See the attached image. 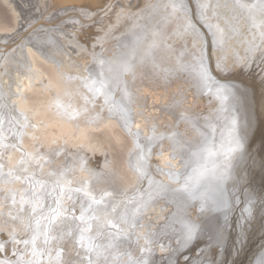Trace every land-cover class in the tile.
Wrapping results in <instances>:
<instances>
[{"label": "bare ground", "instance_id": "bare-ground-1", "mask_svg": "<svg viewBox=\"0 0 264 264\" xmlns=\"http://www.w3.org/2000/svg\"><path fill=\"white\" fill-rule=\"evenodd\" d=\"M2 1L12 10L16 25L12 31L0 27V119L4 121L0 127V163L4 165L3 172L7 173L25 160L29 172L0 179V264H17L19 258L34 256L33 245L27 244V247L23 240L31 238L35 225L32 222L31 230L27 229L21 222L24 213L19 212L20 206L13 205L7 198L9 192L29 187L23 176L31 175L34 168L36 175L49 187L57 178L65 182L62 187L66 193L63 201L66 208L71 209L73 205L67 195L76 200L85 199L82 192L75 191L77 188L97 196L102 192L114 194L118 200L125 201L130 210L138 204L133 211L136 225L121 244V257L115 259L114 264H129V255L123 254L124 247L129 244L132 259L142 256L144 260L146 256L141 250L149 253V249L150 264L168 257L161 235L155 236L154 243L146 246L144 240L139 243L138 240L151 238L158 225L152 227L150 224H162V209L166 208V201L175 196L178 182L183 184L184 192H197L202 184L186 188L184 179L203 165H221L225 157L223 148H219V138L224 118L230 116L228 111L225 112L229 107L226 100L207 95L211 85L216 83L209 77L202 81L201 64L206 73L208 68L215 78L231 83V88L237 92V107L229 105V109L240 114L242 120L244 142L240 156L253 165L250 180L257 177L259 185L255 204L250 205L247 209L251 210L247 212L243 211L241 202H236L240 192L232 194L229 211L224 206L215 207L213 195L199 196L198 201L213 213L219 210L222 214L217 228L221 239L216 241V249L228 243L232 250H223L225 257L218 264H244L250 259L253 251L264 244V39L260 35L262 29L251 26L248 14L234 10L233 0H186L189 8L183 10H187L188 15L176 10L168 20L169 29L163 34L170 40L165 48H160L158 43L150 47V39L146 41V37L138 34L134 38L135 46L144 47L140 55L142 61H146V57L152 59L156 49L162 60L155 62L154 67H143L139 71L134 89L138 99L132 97L128 89L131 100L120 101L117 93L123 88L126 92L129 70L125 72L118 68L121 54L111 58L118 50L117 43L122 42L124 49L129 47L127 40L132 31L152 26L157 16L163 21L166 7L168 10L173 8L172 4L178 0ZM194 3L199 6L201 16L198 18ZM152 7L157 16H143ZM216 26L226 30L223 37ZM206 28L213 33L211 46ZM152 33L156 41L158 35L156 31ZM100 49H104L103 59L95 54ZM90 56L94 59L92 63ZM59 64H62L59 69L54 67ZM98 65H103V69H96L100 71L102 81L94 70ZM104 69L108 70L104 72ZM205 83L208 85L206 91L203 89ZM92 85L95 89H90ZM123 110L130 111V117L133 116L135 122L132 125L130 118L122 114ZM210 131H214L217 142L211 151L218 148L219 158L211 157L213 153L205 158L203 153L206 136L202 141L201 137ZM21 133L28 137L19 144ZM121 137L128 140L124 145L127 146L122 164L112 150V144L121 148ZM186 144H193L192 149L189 150ZM56 155L60 157L57 159ZM240 156L227 167L229 180L236 172ZM195 158L200 161H194ZM232 165L234 169H231ZM187 170L188 175L185 174ZM49 173L53 175L49 176ZM177 174L180 180H177ZM16 175L21 179H16ZM228 190L223 194L224 199ZM106 199L111 201V196ZM218 201L219 205L224 202L220 198ZM194 209L192 219L200 218V212L205 214L198 205ZM78 211L77 203L75 213ZM231 224L236 226L234 234ZM72 226V220H66L63 232ZM71 234L46 244V249L42 248L45 254L39 259L40 264L58 261L56 264H59L62 258L53 252L57 247L60 252L62 249L66 262L61 264H68L69 260L75 264H88L85 263L86 253L77 249L80 246L76 242L78 236ZM197 239L198 236H193L190 242L194 245ZM210 247L211 244L194 258L203 257V264L210 262L213 252L210 256L206 254ZM75 253L84 258H74ZM187 254L184 252V256ZM92 258L95 259V255Z\"/></svg>", "mask_w": 264, "mask_h": 264}, {"label": "rangeland", "instance_id": "rangeland-1", "mask_svg": "<svg viewBox=\"0 0 264 264\" xmlns=\"http://www.w3.org/2000/svg\"><path fill=\"white\" fill-rule=\"evenodd\" d=\"M185 1L186 0H183V9L189 8L188 3H186ZM183 9L181 10L180 13L181 14L184 13L185 15H188V11L183 10ZM198 9H199V6L196 5V10L198 11ZM165 10H166V14H165V17L162 21V19L160 20V18L157 16L155 9L153 7L150 8L145 14H143V16L151 14V17H152V16L156 15L157 16L156 21H158V25H156V21H155L152 26H142V27H139L136 30L132 31L131 34L129 35V36H131L130 40H127V42L130 43V46L126 47L125 49H124L122 42L117 43L118 50L116 49V52L113 53L111 58L115 57L118 54H121L122 57H120V58H122V60H125L128 57V59L131 60L132 65H134L128 71V83H126V87H127L126 92L124 90L125 88H123V90H120V93H117L118 94V100L130 101L132 97H136V99H138V95H136V91H134V89H136L135 82L137 80V77H139V71L142 70L143 67H146V68L147 67H154L155 62H160V60H162V57L159 56V52H158L159 49H156V51H154V53H152V59H148V57H146V61H142V59H140V55H142L141 49L144 47H140V45L135 46V43H133V40H134V38H137L136 35L138 34V35H141L143 37H146V41H148V39H150V41H148V44L150 45V47H154V45H156V43H158V45H160V48L161 47L165 48V44L167 43L168 40H170L169 39L170 37L164 38L165 34H163V33H164L165 29H169L168 28V20L170 21L172 14H173V11H174L173 8H169V10H168L167 7ZM200 16H201L200 12L199 11L196 12V18H198ZM211 19H213V17H211ZM215 24H217V23H215ZM15 25H16L15 16H14L12 10L9 8V6L7 4H5L2 0H0V27L6 28V29H9V31H12L15 28ZM204 26H206V25H204ZM190 27H192V26L190 25ZM215 28L219 30L220 36L223 37V34H224L223 32L226 30L223 31V28L219 27V26L218 27L216 26ZM158 29H160V31H162V33H160V31H158ZM206 30L208 31V33H210L209 36L211 37V39H210V46H211V41L213 42V33L207 28H206ZM152 31H156V35H158V39H156V41H154V33H152ZM146 41H145V43H146ZM52 43H53V41H52ZM52 43L51 44L47 43L46 45L50 46V45H52ZM144 45H146V44H144ZM213 45L215 47L219 46L218 44H213ZM204 46H205V43H204ZM192 47H194V46L192 45ZM203 49H204V47H203ZM126 51H127V53H126ZM185 51H186V49H185ZM133 52L135 53V55H132ZM183 52H184V50H183ZM187 52L188 51H186V53ZM95 54H97L98 58L103 59L104 49H100L99 51L95 52ZM187 54H189V52ZM190 54H191V52H190ZM118 56H120V55H118ZM201 56H203V54H201ZM179 57H181V56H179ZM90 58L92 59V61H91V63H92L94 61V59L91 56H90ZM106 63L109 64L110 62H106ZM61 65L62 64L54 65V67L55 68L58 67V69H59L61 67ZM135 66H137V69L134 68ZM99 67H102L101 69H103V65H98V67H96V68L93 67V68L96 71V69H98ZM106 70H108V69H104V72ZM96 72L99 74V77H100V71H96ZM134 73H136V77H134ZM130 75H132V79H130ZM100 80L102 81V77H100ZM97 83H99V82H97ZM130 85H132V87H130ZM90 89H95L94 85H92V87H90ZM128 89H130V93H132V97H130V93H128ZM126 93L128 94L127 97H126ZM120 95H122V97H120ZM136 99H134V101H136ZM116 103L121 108V105L117 100H116ZM123 113L126 114L130 118L131 123L130 122L129 123H130V125H132L133 122H135V121L132 119L133 116L130 117V115H129L130 111L123 110L122 114ZM0 127H1V124H0ZM24 133H25V131H24ZM99 133H101V132L99 131ZM99 133H96V134L101 136ZM204 136H206L205 144H207L206 147L204 146L205 144H203V147H204L203 153H205V158L207 157V155L212 154V153L213 154L210 155L211 157H214L216 155V157L219 158V152L216 150L218 148L211 151L213 145H217V142L214 141V139H215L214 131H210V132L202 135L201 141H202ZM27 137H28L27 134L22 136V133H21L19 135V144L23 143V139H25ZM126 137H127V139H129V136L126 135ZM20 138H21V140H20ZM126 143H128V140H126L125 137H123V138L121 137V142H120L121 148H118V146L112 144L113 148H114V149L112 148V150H114V152L113 151H111V152H113L116 159H118L120 161L119 162L117 160L120 164H122V161H124V158H125V150H126L127 145L126 146H124V145ZM191 154H192V152L190 153V155ZM56 156H57V159L60 157V155L59 156L56 155ZM201 156H202V154H201ZM194 161H200V159L195 158ZM189 164H190V162H189ZM245 165H246V167H244ZM251 167H253V165L250 163V161L244 160L243 157L241 158V156H240V162H239L238 168H236V172H235L234 176L232 175V180H229L228 176L226 177L227 179L225 180V184L228 185L227 189H229V190L224 195L225 199L223 198V201H227V206L232 204V202H231L232 194L237 195V193H239V192H240V195L236 199V202L242 203L243 210L245 208H248L250 205L252 207V205L255 204L254 199L256 198V193H257L256 189H257V186L259 185V183H258L257 177L254 178V181L250 180ZM189 173L190 172L188 170L185 172V174H187V175ZM178 184H179V187H178L179 191L177 189L175 196L170 197L166 201V203H167L166 208L162 209L163 215H161V217H160L161 219H163L162 224L161 225H159L160 223L150 224L152 227H154L155 225H158V226H155V230L153 231V235H151L150 239L144 238L142 240H138V243L140 241L144 240L143 245L146 246L149 243H152V244L154 243V237L155 236L161 235L164 238L163 239L164 246H163V244L161 246H163V249H165V248L168 249L169 256L163 260L158 259L155 264H163V261H165V260H166V264H176V262L179 260L180 256H182L180 258L181 259L180 261L187 262V264L188 263H190V264L202 263L204 261L203 257H199V258H194V257H195V255L199 256L201 253H203V251L206 250V247L210 244H211V247L209 248V250L206 254H208L210 256L213 252V256H212L213 258H212V260H208L210 262H208L206 264H218V263H220L225 257L223 250H232L231 246H230V248L228 247V243L226 245H224L221 249L220 248H218V250L216 249L218 247L216 244V241L221 239L219 237V232L217 231V228L219 227V225L221 223L222 214L219 210H217V212L213 213L212 210H209V208H207V206L203 202L198 201L199 196L213 195L216 198V203H214L215 207H222L223 206L222 203L218 206V203H219L218 192L216 190H212L209 188H204V189L202 188V189L198 190L197 192H192L189 190L184 192V190L182 189L183 184H181L180 182H178ZM37 187H38V185H37ZM188 188H190V187H188ZM197 189H199V188H197ZM21 191H23V190L14 191L16 193V199H17V203L15 204L16 206H21L19 203V200H20L19 194ZM210 192H212V193H210ZM7 198L12 202L10 192H9V195L7 196ZM249 200H251L252 202L249 203ZM197 205L200 207V210L205 212V214H202L199 211L201 213V214L199 213V215L201 217L198 219L197 218L192 219V215L194 214V210H195L194 208ZM136 206L131 209L132 212L135 210ZM24 207L28 208L29 206L24 205ZM248 210H251V209H248ZM76 215H79V211L76 212ZM148 215H150V214H148ZM148 215H147V217H148ZM72 222L74 225L76 223H79V221H75V222L72 221ZM33 223H34V221H33ZM186 225L191 226L193 228V230H194L193 236H196V237L198 236V239H197L198 242L196 244H194L195 246L190 241L186 242V240H185V233H186V227L185 226ZM73 228H74V226L66 227V230L64 231L63 236H67L68 234L72 233ZM27 229L31 230V228H29V227H27ZM235 229H236V226L234 225V227H233V225H232V233L233 234H234V232L236 233ZM132 230H133V228H131L130 232ZM229 232H230V230H229ZM122 241L124 242L123 238H122ZM66 242H67L66 240L63 241V245ZM200 242H201V244H200ZM129 245L124 247V250H123L124 253L128 252ZM197 245H198V247H196ZM27 247H28V245H27ZM196 248H198V249H196ZM77 249L85 252L83 250V248H81L80 246ZM41 251H43L42 248H41ZM56 251H59L58 247L53 250V252H55L57 254L58 252H56ZM141 252L144 256H146L144 261H148V262L152 263L151 261H149V259L151 257L150 249H149V253H146L143 250H141ZM184 252H186V253L188 252V254L186 256H184ZM198 253H199V255H198ZM56 254H55V256H57ZM128 254H131V252H128L126 254V256ZM41 256H42V254L39 253L37 255H34L33 257L29 256L26 259L19 258L17 261V264H18V262H19V264H40L39 259L41 258ZM59 256L62 258V260L59 264L66 263L63 260L62 252H60ZM73 257L78 258L79 260H82V258H84V257H82V255L76 254V253L73 255ZM119 257H121L119 251L114 252V255L111 256L109 263L112 261L114 264V262H115L114 260L118 259ZM85 258L87 259V261L85 260V263H86V262H88V258L87 257H85ZM249 258L250 259H247L246 261H244L245 262L244 264H256L258 262L261 264H264V244L260 246L259 250H256V251L254 250L252 257H249ZM58 262H56V263H58ZM179 262H178V264H180ZM101 264H103V262Z\"/></svg>", "mask_w": 264, "mask_h": 264}, {"label": "snow or ice", "instance_id": "snow-or-ice-1", "mask_svg": "<svg viewBox=\"0 0 264 264\" xmlns=\"http://www.w3.org/2000/svg\"><path fill=\"white\" fill-rule=\"evenodd\" d=\"M204 6L201 5V7ZM172 7L174 11L182 10L183 0L174 2ZM233 8L240 13H247L251 26L262 29L260 35L264 39V0H255V2L251 3L249 0H233ZM132 55H135V53L133 52ZM133 66L131 60L125 59L119 63L118 68L126 72ZM201 74L206 75V70L202 64ZM116 79L118 81L119 78L117 77ZM3 122L0 119V124H3ZM185 146L191 150L193 144H186ZM12 147H15V145L13 144ZM171 158L174 159L175 157ZM3 167L4 165L0 163V179L12 177L15 173L29 172L27 161L25 160L20 161L18 168L9 169L7 173L2 171ZM36 167L38 168L39 165ZM52 175L53 173H49V176ZM15 178L21 179V176L16 175ZM178 179L179 174H177ZM23 180L27 181L29 187L19 194V203L21 205L19 212L24 213V216L21 217V222L25 223L26 227L29 228H32L33 221L35 225L32 228L33 234L31 238L23 240V243L26 245L31 243L33 245V255H37L36 242L40 237H43L45 244H48L51 240L62 239L64 235L63 224L66 220L71 219L74 222L79 221V223L74 225L72 234L78 236L76 242L85 250L88 264H101V261H103V264H109V257L120 250L123 242L122 238L128 239L131 228L136 225V213L127 207L125 201L118 200L114 194L102 192L97 196L96 194L85 192L84 196L86 198L90 196L91 198L78 201L71 195H67L68 200H73L72 208L69 209L63 206L66 193L64 187H62L65 182L61 178L54 180L49 187L44 180L36 175L34 168L31 175L23 176ZM37 185L40 186L39 189ZM75 191L79 192L82 190L77 188ZM10 195L12 204L15 205L17 203L16 193L12 192ZM109 196H111V201L106 199ZM251 202L249 200V203ZM77 203H79V215L75 213ZM24 205L29 207L25 208ZM223 206L227 207V201L223 202ZM243 211L247 212L248 209L245 208ZM185 227V240L186 242L191 241L194 230L191 226L186 225ZM54 232L58 234L52 235ZM85 242H87V245ZM93 255H95V259L92 258ZM128 255L129 264H150V262L144 261L142 257L132 259L130 254ZM68 264H75V262L69 260Z\"/></svg>", "mask_w": 264, "mask_h": 264}, {"label": "water", "instance_id": "water-1", "mask_svg": "<svg viewBox=\"0 0 264 264\" xmlns=\"http://www.w3.org/2000/svg\"><path fill=\"white\" fill-rule=\"evenodd\" d=\"M202 77H204L202 78L203 82L204 80H207L209 77L211 78L214 84L216 83V85H213V84L211 85L208 92H206L207 95L208 94L216 95L218 98L226 100V102L225 101L224 102L226 103V105H228L229 108L232 105L236 106L235 105V96H236L235 94H237V92L231 88L232 86L231 83L215 78L208 68H207L206 75H202ZM207 88H208V85L205 83V86L203 87L204 91H206ZM229 108L225 112L228 111L230 116L227 118H224L223 130L221 131L220 138H219V143H220L219 148L221 149L223 148L225 152V155H224L225 157L222 158L221 165L213 164V163H212L213 164L212 166H210L209 164L203 165L201 166V168L194 169L191 172V176L184 180V185L186 186V188L190 187V189H192L202 184L199 189H202L204 186L208 185L209 189L218 190L220 199H223V194L225 193L228 187V185L225 184V180L227 179L226 177L228 174L227 167L230 166L232 161H234L235 157L239 158L241 154L240 150H242L241 147L244 142L243 133H242L244 130H241L242 129L241 128L242 127L241 116L240 114H238L237 112L235 113L232 109L230 110ZM239 162L240 161H237V168H238ZM235 168H236V163H235ZM231 169H234L233 165ZM77 193L84 194L85 192L82 190ZM82 197H84L85 199H88L84 195H82ZM225 209L226 211H229L228 206ZM224 224L226 223L224 222ZM41 238L42 237H40V239ZM40 239L37 240L36 242V253L39 254L42 252L41 254L44 255L45 251L44 250L41 251V248L46 249V244L44 243L43 240H40ZM42 244H44L45 246H41ZM56 252H58L56 254L58 256L60 254V250ZM61 252H62V249H61Z\"/></svg>", "mask_w": 264, "mask_h": 264}]
</instances>
